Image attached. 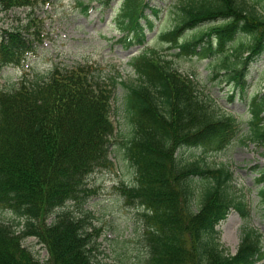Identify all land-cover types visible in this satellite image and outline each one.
Here are the masks:
<instances>
[{
	"label": "trees",
	"instance_id": "16d2710c",
	"mask_svg": "<svg viewBox=\"0 0 264 264\" xmlns=\"http://www.w3.org/2000/svg\"><path fill=\"white\" fill-rule=\"evenodd\" d=\"M2 2L8 8L31 3ZM257 2L264 10V0ZM178 6L176 24L159 33L162 42L178 48L179 55H225V76L245 95L250 67L264 54V12L244 0H181ZM159 13L149 0H122L116 17L124 32L120 41L127 47L144 44ZM206 23L213 25L180 41L186 31ZM37 24L30 20L26 31L0 26V68L21 65L43 41L39 29L30 31ZM242 36L249 40L235 45ZM152 51L131 58L138 82L126 85V97L135 134L125 146L137 177L134 185L120 188L127 205L143 210L146 264H259L264 247L258 232L246 230L235 255L217 238L215 228L232 209L249 216L245 201L230 192L229 168L182 163L178 157L185 148L222 149L241 126L233 115L217 116L197 81ZM121 77L89 62L57 64L47 76L24 77L13 90L0 91V208L24 220L15 227L0 223V264H98L93 234L67 205L84 202L91 193L88 178L113 165L112 100L117 86L125 84ZM249 106L251 139L264 145V93ZM258 183L264 199V171ZM29 237L48 250L46 263L23 246Z\"/></svg>",
	"mask_w": 264,
	"mask_h": 264
},
{
	"label": "rangeland",
	"instance_id": "374dc122",
	"mask_svg": "<svg viewBox=\"0 0 264 264\" xmlns=\"http://www.w3.org/2000/svg\"><path fill=\"white\" fill-rule=\"evenodd\" d=\"M30 4L9 7L0 5V26L20 28L26 31L30 20L38 22L30 31L39 29L43 41L38 44L20 66L0 68V91L13 90L20 81L47 76L58 64L74 66L93 63L106 73L120 72L121 80L112 100V119L115 133L111 137L110 158L113 165L99 168L87 180L90 196L84 202H69L67 210L83 220L95 243L94 260L98 264H146L149 259L144 236L142 209L126 204L121 187L136 183V168L127 156L126 143L135 134V125L127 109L128 88L138 82V74L131 58L145 49L154 52L170 66L193 77L204 97L211 98V107L217 116L233 115L241 126V132L226 147L217 149L212 145L181 149L178 153L182 163L198 161L212 168L225 166L233 174L230 192L238 200H244L249 211L248 218L232 209L227 219L216 228L220 244L235 255L242 243L244 233L256 231L264 247V199L258 183L264 171V145L251 139L253 135L252 114L249 101L258 93H264V54L250 67L248 86L243 95L240 88L225 76V55L210 59L179 55V49L162 42L161 30L171 29L178 21L181 0H149L160 8L154 17L155 29L148 31L144 44L127 47L120 40L124 32L117 26L116 17L122 0H30ZM258 0H244L264 12ZM87 5V6H86ZM88 7V8H86ZM219 24L220 22H214ZM213 23L202 24L186 31L181 42L205 31ZM248 41V36L236 42ZM219 73V76H217ZM233 96V98H231ZM264 127V119L262 121ZM198 185L201 180L196 179ZM55 216L48 219L51 223ZM24 223L10 210L0 208V223L15 227ZM22 230V226L19 227ZM23 246L41 263L49 260L48 250L36 238L29 237ZM264 264V261L259 263Z\"/></svg>",
	"mask_w": 264,
	"mask_h": 264
}]
</instances>
